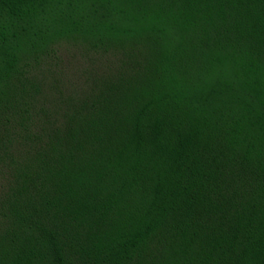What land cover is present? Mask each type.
Listing matches in <instances>:
<instances>
[{"label": "trees", "instance_id": "obj_1", "mask_svg": "<svg viewBox=\"0 0 264 264\" xmlns=\"http://www.w3.org/2000/svg\"><path fill=\"white\" fill-rule=\"evenodd\" d=\"M0 264H264V0H0Z\"/></svg>", "mask_w": 264, "mask_h": 264}, {"label": "rangeland", "instance_id": "obj_2", "mask_svg": "<svg viewBox=\"0 0 264 264\" xmlns=\"http://www.w3.org/2000/svg\"><path fill=\"white\" fill-rule=\"evenodd\" d=\"M92 69L93 64L79 50L64 46L58 51L56 58L50 60L44 76L47 84L51 86V92L54 93L57 89L67 91V88L79 85L83 76Z\"/></svg>", "mask_w": 264, "mask_h": 264}]
</instances>
